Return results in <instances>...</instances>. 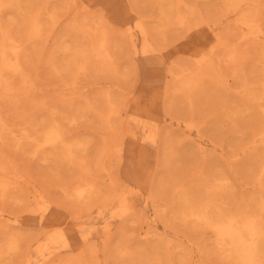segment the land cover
I'll return each instance as SVG.
<instances>
[{"label":"rangeland","instance_id":"rangeland-1","mask_svg":"<svg viewBox=\"0 0 264 264\" xmlns=\"http://www.w3.org/2000/svg\"><path fill=\"white\" fill-rule=\"evenodd\" d=\"M0 119V264H264V0H0Z\"/></svg>","mask_w":264,"mask_h":264},{"label":"bare ground","instance_id":"bare-ground-1","mask_svg":"<svg viewBox=\"0 0 264 264\" xmlns=\"http://www.w3.org/2000/svg\"><path fill=\"white\" fill-rule=\"evenodd\" d=\"M200 68H201V67H200ZM200 68H199V69H200ZM0 120H1V119H0ZM0 126H1V125H0ZM220 233L222 234V232H220Z\"/></svg>","mask_w":264,"mask_h":264}]
</instances>
